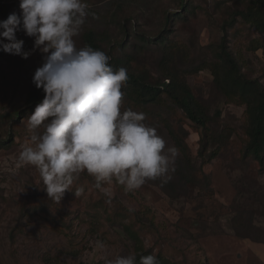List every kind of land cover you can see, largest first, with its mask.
<instances>
[{"label":"rangeland","instance_id":"374dc122","mask_svg":"<svg viewBox=\"0 0 264 264\" xmlns=\"http://www.w3.org/2000/svg\"><path fill=\"white\" fill-rule=\"evenodd\" d=\"M189 1L194 11L186 20L165 27L173 28L169 38L174 45L163 44L167 59L162 66L185 82L208 106L210 116L219 114L213 126L224 131L227 143L209 160L206 154L218 145H209L200 156L201 131L183 118L180 109L170 115L159 109V115L151 112L154 117L148 119L146 114L145 120L178 150L175 163L182 161L175 171L185 172L188 179L191 173L199 175L188 182L179 173L174 175L175 171L167 183L149 180L134 191H125L113 182L104 185L109 197L85 171L59 202L48 199L38 170L18 160L21 145L30 136L27 116L37 105H29L28 96L31 92L41 95L42 88L35 86L32 77L44 54L32 51L34 38L22 29L16 36L24 40V50L31 51L28 58L0 50V264H103L102 257L129 253L137 254V264L141 255L149 254L158 258V264H264V162L244 155L246 105L226 99L214 83L212 65L186 72L190 62H197L205 51L208 59L213 58L212 48L223 35L222 20L233 10L235 0H86L89 15L74 39L77 47H84L83 33L93 29L114 45L115 53L120 52L123 41L122 49L132 45L139 49L142 43L133 38L134 24L152 36L164 27L160 22L163 12L171 14ZM19 2L0 0V21L10 13L20 14ZM132 12L138 18L127 24L126 35L117 22ZM236 26L228 29L227 46L240 58L243 72L264 80V48L249 47L250 39L263 35L247 25ZM150 45L139 56V63L155 75L161 49ZM188 55L191 60H186ZM122 106L123 111L127 106ZM171 130L185 143L184 152L178 149ZM202 173L209 177L206 187ZM80 188L83 192L75 195ZM100 199L110 204L108 211L119 206L146 218L144 227H134L138 244L125 234L122 224L105 218L107 205ZM95 210L101 215L94 220Z\"/></svg>","mask_w":264,"mask_h":264},{"label":"clouds","instance_id":"9594fccd","mask_svg":"<svg viewBox=\"0 0 264 264\" xmlns=\"http://www.w3.org/2000/svg\"><path fill=\"white\" fill-rule=\"evenodd\" d=\"M19 8L20 14L0 21V50L28 58L31 51L16 36L22 29L34 38L32 51L44 54L32 77L44 96L27 116L30 136L18 160L38 170L47 198L59 202L85 171L109 197L104 185L113 182L125 191L149 180L167 183L178 150L145 123V113L121 110L127 70L112 67L103 50L76 46L74 38L89 15L86 0H20ZM102 259L103 264H137L136 253ZM139 264H158L157 257L141 255Z\"/></svg>","mask_w":264,"mask_h":264},{"label":"trees","instance_id":"16d2710c","mask_svg":"<svg viewBox=\"0 0 264 264\" xmlns=\"http://www.w3.org/2000/svg\"><path fill=\"white\" fill-rule=\"evenodd\" d=\"M191 1L187 4H183L182 8L171 14L163 12V16L160 22L164 24L158 32L152 36H147L145 30L141 29L140 24H134L132 30L133 38L138 39L142 46L139 49L131 46V49H122L118 53L114 52V45L107 44L103 37L93 29H86L83 33L84 46H92L95 49L103 50L106 54L111 57L110 65L114 68L124 67L127 70L128 79L122 87L123 92V104L127 106L125 108H134L148 115V119L154 117L150 114L151 112L158 111L159 109H165L170 113H175L177 109L181 110L183 118L189 119L195 126V128L201 131V147L199 155L204 156L206 149L209 145L217 146L213 151L206 154L210 160L212 157L217 156L222 151L227 143L228 137L224 131H220L218 127H214V117L210 116L208 106L204 105L202 101L197 99L191 92L185 82L181 81L175 74L170 70L166 69V59L164 55L166 49L163 44L167 42L168 46H173L174 43L170 40V34L173 28H165L167 25L175 24V21L186 20L187 15L194 11L191 8ZM264 0H240L233 4V10L227 12L226 17L222 20V31L218 43L212 48V59L207 58V51H205L201 57H198L197 62L191 61L190 65L186 68V72L198 71L207 65L213 66L214 72V83L217 88L225 95L226 99L235 102L237 104H245L244 113L247 118L248 127L246 128V140L247 144L245 147L244 155H250L253 159L258 160L260 163L264 162V80L258 77H251L248 73L242 71V62L240 58L230 50L227 46V36L229 35L228 29H234L236 25H247L249 29H254L258 34H262V38H252L249 41L250 49L258 47L264 48ZM134 18H138L132 12L131 16L123 18L122 22H117L120 25V29L126 33H129L127 24L134 23ZM132 28V27H131ZM129 41V39H128ZM157 45L158 49L161 50V59L155 75L148 74L144 66L139 63L141 60L142 52H146L149 49V45ZM150 45V46H151ZM172 51V50H170ZM169 52V50H168ZM166 53V54H165ZM184 51L181 54L183 57ZM164 59V61H163ZM191 60L189 57L186 60ZM138 60V61H137ZM195 60V59H194ZM133 65V66H132ZM216 65V66H215ZM264 73V72H263ZM150 76V77H149ZM264 76V74H263ZM41 95L37 96L36 92L29 94V105L38 104L44 96L43 89H41ZM123 107V106H122ZM156 107V108H154ZM174 138L176 139L177 147L181 151L186 149L185 143L179 138L173 130ZM175 163V169L179 167V162ZM183 164V162H182ZM181 164V165H182ZM183 182H188L191 179H196L199 175L195 172L189 174V179L186 178L185 172H178L176 170L173 174L177 175ZM193 177V178H192ZM200 177H203L208 184L209 177L202 173ZM195 181V180H193ZM72 186L71 188H73ZM102 204H106L105 218L111 222L115 220L119 224H122L125 234L133 239L134 243L138 244L139 236L137 230L134 229L136 225L144 227V220L146 218L139 217L140 215L136 212L123 210L117 206L113 212L108 211L110 204L105 203L101 200ZM97 202V201H96ZM94 202V203H96ZM112 205V204H111ZM94 214L91 219H97L101 213ZM99 214V215H98ZM158 261V258H157Z\"/></svg>","mask_w":264,"mask_h":264}]
</instances>
